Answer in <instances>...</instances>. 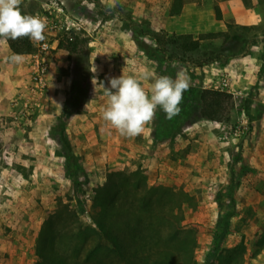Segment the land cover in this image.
Segmentation results:
<instances>
[{"label": "rangeland", "instance_id": "obj_1", "mask_svg": "<svg viewBox=\"0 0 264 264\" xmlns=\"http://www.w3.org/2000/svg\"><path fill=\"white\" fill-rule=\"evenodd\" d=\"M50 1H22V13L46 19L44 41L49 48L40 52L39 43L32 41L33 51L23 54L17 64L22 70L10 75L8 87L0 89V264H36L42 244L55 253L50 264H136L138 256L174 249L178 242L186 244L185 264H227L229 251L238 243L242 249L236 248L237 263L264 264V244L257 245L264 243V132L255 121L263 115L264 105H252L249 99L264 80V59L257 83L245 78L238 84L229 64L248 53L250 42L264 37V0L242 1L243 22L236 23L233 15L224 21L229 27L222 57L201 65L195 62L211 48L210 43L219 46L223 36L211 39L204 33L192 34L202 45L190 57L156 43L152 33L164 38L178 34L152 27L168 21L163 5L170 0H160L159 14L144 11L152 10L156 0H53L62 4L63 15L53 9L47 12ZM183 1L188 11L196 2L204 20L209 9L224 0ZM228 9H236V4L231 2ZM250 14L251 18L257 15L251 24ZM65 15L81 21V28L60 27ZM41 54L43 62L37 61ZM121 54L132 59L129 68L127 56ZM36 64L45 68L41 83L33 78ZM140 65L146 66L151 84L155 76L175 78L178 71H185L189 78L178 115L168 119L157 109L144 152L137 143L129 151L121 142L127 137L103 120L107 97L99 85L110 88L109 79L119 77L121 71L124 75L131 71L143 82ZM222 78L228 86L220 89ZM201 88L229 94V108L219 112L228 116L227 121L196 117ZM241 115L247 118V129L223 139ZM157 126L163 133L154 131ZM162 142L180 145L168 154L165 167L153 169V162L166 160L159 157L163 149H157ZM64 143L75 156L70 158L75 183L66 170ZM112 172L116 180H121L117 173H123L129 193L120 217L109 206L112 192L100 194ZM134 174L151 187L149 209L136 216L127 203ZM157 185L169 189L165 188L168 209L158 200L162 189ZM98 219L115 225L126 221L118 231L126 236L122 256L104 247L91 254L96 235L85 227L96 228ZM140 232L151 239L138 243L129 239Z\"/></svg>", "mask_w": 264, "mask_h": 264}, {"label": "trees", "instance_id": "obj_2", "mask_svg": "<svg viewBox=\"0 0 264 264\" xmlns=\"http://www.w3.org/2000/svg\"><path fill=\"white\" fill-rule=\"evenodd\" d=\"M183 0H173L171 7L169 9L170 15H175L180 12L181 6H182ZM214 15L216 19H221V13L218 5L213 6ZM29 14V13H26ZM226 27H229V23H225ZM205 36L209 38H215L217 36H223L222 43L218 46L214 43H210V49L208 51L202 53L203 57H199V60H197L195 63L196 65H201L202 63H207L209 61H214L222 57L223 55V46L226 44V39L228 37V34L225 31H218V32H207L204 33ZM152 36L154 38V41L156 43H164L166 46L169 45L171 48H173L174 52L180 53L184 56H194L196 53H199L200 47L202 45L201 39L195 38L192 36L191 33H172L170 35H166L164 38L159 33H152ZM8 47L14 54H28L33 51V44L32 41L28 38H19V39H7L6 40ZM63 43L61 40L58 42V46L62 47ZM220 48V49H219ZM229 108V94L218 90L214 88H201L198 92V108L196 112L197 118L202 119H208V120H214V121H227L228 116L222 117L219 116V112ZM163 129H161L159 126L154 127L155 132H162ZM163 133V132H162ZM63 156L64 161L66 164V170L71 173L74 171V168L72 165V160L70 161V158H75V156L71 153L68 144L64 143L63 145ZM74 162V161H73ZM112 174L108 175L107 182L104 185L103 188L100 190V194H106L108 192H112V197L110 199L111 204L109 205L111 208L114 207L113 211L114 214L118 217L123 216L125 214L126 206L125 200L127 198V193L123 179L126 177L123 175V173H117V177H120L121 180H116L114 177H111ZM137 174V173H136ZM134 174L136 179L132 181L133 187L130 199L128 200V204L131 207L132 212L134 215H138V213L143 212L144 210H148L150 203H151V187L147 188V185L143 179L142 176H138ZM125 177V178H124ZM123 178V179H122ZM70 179L75 183L76 178L73 176V174H70ZM160 189H162V192L158 194V200L162 202L161 204L165 205V208L168 209L169 205L166 204L168 202V199L166 198L169 196V189L166 188L163 185H157ZM168 190H166V189ZM164 189V190H163ZM115 198H119L120 200L115 202ZM109 201V202H110ZM165 209V210H166ZM164 210V209H163ZM162 210V213L164 211ZM135 215V216H136ZM61 221H63L61 219ZM118 222V220H117ZM126 221H122L123 226H126ZM129 223V222H127ZM135 223V222H134ZM62 224V223H61ZM60 224V225H61ZM122 224L118 223L115 225V223L106 222L101 219H98L96 221V228L92 227H85L87 230L88 228L90 231L94 234L95 233V244L94 248H90L91 254H94L96 251L104 248H107V250L114 251L116 256H122V247L123 243L126 240V236L124 234H120L119 228L122 229ZM125 224V225H124ZM111 226H114L111 227ZM141 233V232H140ZM137 233L134 237H130V240H133L134 243L142 242V240H149L151 238H147L146 235H143L142 233ZM263 242H258V247L263 246ZM46 248V249H45ZM236 248L242 249V245L240 243L236 244L234 248H232L229 251L228 257H227V264H239L237 261H235L234 254L236 252ZM52 249V247H51ZM51 249L47 247H44L43 244L40 245L37 248V255L40 257V261H38L36 264H50V262L55 258V253L51 251ZM186 250V244L183 242H178L176 248H165V249H158L155 250L154 253H151L149 256L144 254L143 256L137 258L138 263L136 264H185L183 262V251ZM141 262V263H139ZM189 264V262H187Z\"/></svg>", "mask_w": 264, "mask_h": 264}, {"label": "clouds", "instance_id": "obj_3", "mask_svg": "<svg viewBox=\"0 0 264 264\" xmlns=\"http://www.w3.org/2000/svg\"><path fill=\"white\" fill-rule=\"evenodd\" d=\"M22 0H0V38L29 40L40 43L45 40L47 22L38 15L22 13ZM20 57H12L18 61ZM147 78V77H145ZM110 88L99 84L107 97L102 118L121 136L134 138L145 131L153 121L157 109H162L168 119L178 115L183 93L189 88L185 71H178L175 78L166 75L154 77L150 92L141 80L124 75L110 78Z\"/></svg>", "mask_w": 264, "mask_h": 264}, {"label": "crops", "instance_id": "obj_4", "mask_svg": "<svg viewBox=\"0 0 264 264\" xmlns=\"http://www.w3.org/2000/svg\"><path fill=\"white\" fill-rule=\"evenodd\" d=\"M242 1L243 0H224L220 2V4L218 5L220 9V13H221V19L215 18L214 10L212 7L206 13V18H204L203 20L201 10L200 8H198V5H196V2H194V7H192L193 9L191 11L190 10L188 11V8H187L188 4L186 1H183L180 12L175 15H170L169 14L170 2H171L170 0L168 2L169 5H166V6L163 5V10L166 11L168 15V21L159 25L158 27L157 25L152 24V27L156 30L163 28L165 30H169L170 32L174 31L176 33H191L193 35L199 34V33H205V32L207 33V32L225 31L226 22L224 21L227 17H230L231 15H233L235 16L234 20L236 23L243 22L241 21V19L244 16L243 15L244 9H242V4H243ZM156 2L158 4L155 5V2H154V6L152 7V10H144L146 14H150L151 12H153V14H156V12L158 14L161 13V11L159 12V10H157L161 2L160 0H156ZM231 2L236 4V9H233V10L228 9V4H230ZM189 16H191L194 19L192 23L190 21ZM251 17H252V14H250V19L248 22L249 24L252 23L251 19L256 20L257 15L254 14L253 18ZM203 21H205V23ZM154 23L156 22L154 21ZM263 48H264V37H260L255 42L249 43V51L245 56L238 57V58L234 57L232 63H229L230 65H232V74L234 77L238 79V82H237L238 84L243 83V81H245V78L246 79L248 78V80H251V82L253 83H257V80H258L257 71L261 68L260 62L262 61V58L264 59V54L262 53ZM22 55L23 54H14L8 47V44L5 39L3 41H0V89H1V85H4V87L7 88L10 75H13V73H18L19 71L18 69L19 67L17 66V64L18 65L20 64L21 58L18 61H13L12 57L14 56L21 57ZM121 56H127L125 60L126 68H129V64H130L129 62L132 59L129 58L128 55L126 54H121ZM244 62H248V63H244ZM140 66L142 68L141 70H144L143 72L141 71V75H142L141 79L143 81L142 84L145 90L150 92L151 83L148 81L147 78H145L147 77L148 70L147 69L145 70L144 68L146 67L145 65H143L144 67L142 65ZM21 70L22 68L20 66V71ZM122 72L123 71H121V73ZM126 72H128V74L126 75H131L130 73L131 71H126ZM261 85H263V87ZM257 86L259 88L254 87L253 90L250 92L249 99L252 100L251 102L252 105H256V104L264 105V80L259 81L257 83ZM183 96L186 97V94L184 93ZM258 117L259 116H256L257 119L255 121L259 122V124L262 125L263 127L262 132H264V112L260 118ZM209 121L210 120H208V122ZM206 125H209V124H206ZM195 128L196 130H201V128L199 129L198 126H196ZM151 131H152L151 125L148 124L145 126V131L142 134L136 136L134 140L133 138L132 139L125 138V140H122L121 142L122 144H125L126 147H128L129 151H132L131 149L133 147L132 145H134V143H137L139 147V151L144 152L146 149H148L147 143L149 141V136L151 134L150 133ZM178 145L180 144L178 143L175 144V142L174 143L171 142V144L170 143L163 144L162 142V144H160V146H158L157 149L158 150H160V148L163 149V150H160L159 157H162L163 160L164 159L166 160L163 162H159L158 164H155V162H153L152 163V166H154L153 169H156L157 165L158 167H161V166L165 167L166 164L169 163V159H167L169 157L168 154H170L171 151L175 150L174 148L178 147ZM157 149H155L156 151L153 150L154 154L158 153ZM154 158H157L156 155H154ZM156 161H159L158 158Z\"/></svg>", "mask_w": 264, "mask_h": 264}, {"label": "built area", "instance_id": "obj_5", "mask_svg": "<svg viewBox=\"0 0 264 264\" xmlns=\"http://www.w3.org/2000/svg\"><path fill=\"white\" fill-rule=\"evenodd\" d=\"M46 8H47V12H49V13H51V9H53V10H55L56 15H58V14L63 15L64 14L62 4L56 3V1L51 0L49 2V5H47ZM64 21H65V24L62 23L60 25V27H62V28H65V29H71V28L80 29L81 28V21H72L71 19H68L66 15L64 17ZM38 45H39V48H38L39 51L43 52V53L49 48V44L46 41L40 42ZM38 58H40L41 61L43 62L45 55H43V54L39 55V57H37V61H38ZM44 70H45V68H44L43 64H40V65L36 64L35 69L33 70L34 80L41 83L43 81ZM219 85H220V87H219L220 89H222L223 86H228V81L226 80V78H222ZM247 124H248L247 118L245 116L241 115L239 122L230 126L231 132H227L226 134H223L221 137L223 139L227 140L231 134H239L240 132L245 131L247 129Z\"/></svg>", "mask_w": 264, "mask_h": 264}]
</instances>
